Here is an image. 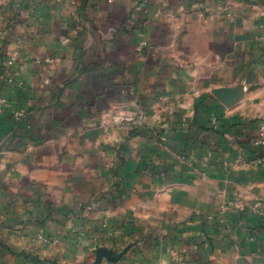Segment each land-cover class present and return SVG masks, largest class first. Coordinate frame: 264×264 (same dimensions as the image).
Segmentation results:
<instances>
[{"label": "crops", "instance_id": "crops-1", "mask_svg": "<svg viewBox=\"0 0 264 264\" xmlns=\"http://www.w3.org/2000/svg\"><path fill=\"white\" fill-rule=\"evenodd\" d=\"M260 123L264 0H0V264H264Z\"/></svg>", "mask_w": 264, "mask_h": 264}, {"label": "built area", "instance_id": "built-area-1", "mask_svg": "<svg viewBox=\"0 0 264 264\" xmlns=\"http://www.w3.org/2000/svg\"><path fill=\"white\" fill-rule=\"evenodd\" d=\"M22 114L17 113L16 118H21ZM145 115L143 112H130L125 115L115 116L113 118L114 124L118 126H124L131 133L137 134L140 130L143 129ZM214 123V120H213ZM250 148L254 152V155L258 154L259 149H264V123H260L257 130V136L250 143ZM211 156L208 154L203 158V163H208ZM261 162V159L257 160Z\"/></svg>", "mask_w": 264, "mask_h": 264}]
</instances>
